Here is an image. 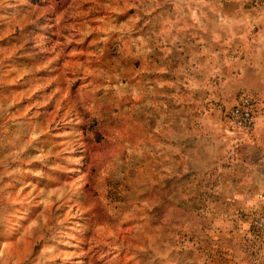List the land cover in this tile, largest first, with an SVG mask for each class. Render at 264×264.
Listing matches in <instances>:
<instances>
[{
  "label": "rangeland",
  "instance_id": "obj_1",
  "mask_svg": "<svg viewBox=\"0 0 264 264\" xmlns=\"http://www.w3.org/2000/svg\"><path fill=\"white\" fill-rule=\"evenodd\" d=\"M259 194L247 0H0V264H264Z\"/></svg>",
  "mask_w": 264,
  "mask_h": 264
},
{
  "label": "built area",
  "instance_id": "obj_2",
  "mask_svg": "<svg viewBox=\"0 0 264 264\" xmlns=\"http://www.w3.org/2000/svg\"><path fill=\"white\" fill-rule=\"evenodd\" d=\"M254 8L264 14V0H247ZM259 105L257 95L242 92L237 102L224 112V123L229 130L241 131L246 134L252 133L256 128V109ZM264 200V194H259ZM255 227L264 233V212L252 220Z\"/></svg>",
  "mask_w": 264,
  "mask_h": 264
}]
</instances>
